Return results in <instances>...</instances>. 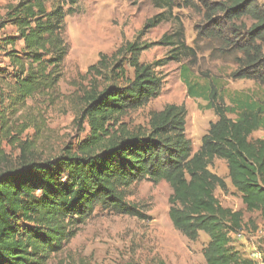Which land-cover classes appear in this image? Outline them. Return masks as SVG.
I'll list each match as a JSON object with an SVG mask.
<instances>
[{"label":"trees","instance_id":"16d2710c","mask_svg":"<svg viewBox=\"0 0 264 264\" xmlns=\"http://www.w3.org/2000/svg\"><path fill=\"white\" fill-rule=\"evenodd\" d=\"M150 1L162 12L146 20L140 35L162 22L177 23L174 33L164 34L158 44L170 48L167 60H188L180 67L187 95L205 101L216 121L209 124L195 153L185 135L182 105H166L150 113L146 130L130 132L118 124V118L144 108L161 90L154 67L138 62L149 46L137 41L126 43L116 53L129 57L132 79L119 69L104 78L105 86L100 88L94 81L84 92L76 124L85 122L89 135L76 152L65 147L53 159H36L19 140L21 131L0 116V264H46L76 236L98 206L143 219L140 209L127 201L130 187L143 180H163L169 185L168 217L178 232L189 241H196L200 232L208 236L205 264H255L229 248L230 234L242 230V213L219 204L214 192L217 188L225 191L226 184L209 166L215 159L224 160L246 211L258 212L264 219V138L250 139L254 132H264V91L253 97L226 90L214 79L200 83L192 68L199 41L210 43L213 40L203 39L217 36L215 28L247 17L251 25H242L244 40H223L231 53L241 55L235 56L239 68L231 77L256 81L264 89L263 5L258 0H201L203 19L211 28L196 30L194 49L186 45L180 21L173 15L176 1L186 0ZM77 3L18 0L0 20V53L18 70L8 97L15 106L36 94L56 95L68 52L63 37L65 18ZM6 25L14 28V34H1ZM19 42L21 56L13 50ZM100 63L89 71L97 70ZM7 146L18 148L19 155L12 157ZM261 241L264 244V236Z\"/></svg>","mask_w":264,"mask_h":264},{"label":"rangeland","instance_id":"374dc122","mask_svg":"<svg viewBox=\"0 0 264 264\" xmlns=\"http://www.w3.org/2000/svg\"><path fill=\"white\" fill-rule=\"evenodd\" d=\"M17 1L0 0V20ZM176 2L173 15L180 21L186 45L196 49V30L211 28L203 19L201 0ZM258 3L264 8V0H258ZM73 10L65 18L63 37L68 52L62 63L57 93L53 97L36 94L25 100L23 105L15 106L8 97L9 85L14 83L18 70L0 53V116L8 118L15 131H21L19 140L26 143L34 158L53 159L65 147H72L76 152L77 146L89 135L85 122L80 126L76 124L84 92L94 81L100 88L105 86L104 78L117 74L119 69L124 71V76L132 79L133 68L128 64L129 57L116 53L121 46L135 41L149 46L140 54L138 62L154 67L162 81L161 90L158 97L144 108L118 118V124L130 132L146 130L149 128L150 113L161 111L166 105H182L186 110L185 135L195 153L209 124L217 118L212 110L207 109L205 101L187 95L186 86L180 78V67L188 60H167L170 48L158 44L164 34L174 33L177 23L162 22L140 35L146 20L162 12L150 0H78ZM243 24L249 27L251 21L243 17L234 25L225 24L226 27L215 28L214 34L217 36L203 39L213 40L210 43L199 41L192 71L198 74L200 83L205 78L214 79L226 90L259 97L264 89L258 82L231 77V73L239 68L235 56L241 55L234 51L231 53L223 41L244 40ZM1 34H14V28L6 25ZM10 50L12 48L7 49ZM13 50L21 53L22 43H17ZM98 62L101 63L97 70L89 71ZM118 83L121 84L122 80ZM258 138H264L262 130L254 132L250 139ZM5 148L14 158L19 155L18 148ZM209 170L226 184L225 191L217 188L214 192L219 204L242 213V230L239 232L243 238L238 240L231 237L229 248L238 252L243 259L264 264V244L261 241L264 219L258 212L246 211L241 195L230 183L224 160L215 159ZM170 195L171 189L163 180L157 183L143 180L133 184L128 191L127 201L140 209L143 219L118 215L98 206L80 226L76 236L46 264H205L203 250L208 244V236L200 232L196 241H189L173 227L168 217Z\"/></svg>","mask_w":264,"mask_h":264},{"label":"built area","instance_id":"2783aa9c","mask_svg":"<svg viewBox=\"0 0 264 264\" xmlns=\"http://www.w3.org/2000/svg\"><path fill=\"white\" fill-rule=\"evenodd\" d=\"M230 236L232 238H237L238 240H240V239L243 238V234L241 232H237V233H234V234H230Z\"/></svg>","mask_w":264,"mask_h":264}]
</instances>
